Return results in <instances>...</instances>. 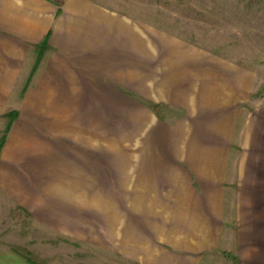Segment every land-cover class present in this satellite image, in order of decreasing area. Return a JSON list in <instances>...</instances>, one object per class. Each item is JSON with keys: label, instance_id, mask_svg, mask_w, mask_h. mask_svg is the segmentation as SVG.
<instances>
[{"label": "crops", "instance_id": "crops-1", "mask_svg": "<svg viewBox=\"0 0 264 264\" xmlns=\"http://www.w3.org/2000/svg\"><path fill=\"white\" fill-rule=\"evenodd\" d=\"M128 2L0 0V191L131 264H264L253 72Z\"/></svg>", "mask_w": 264, "mask_h": 264}, {"label": "rangeland", "instance_id": "rangeland-1", "mask_svg": "<svg viewBox=\"0 0 264 264\" xmlns=\"http://www.w3.org/2000/svg\"><path fill=\"white\" fill-rule=\"evenodd\" d=\"M128 5L154 24L249 69L254 76L251 102L264 106V0H131ZM9 124L0 118V148ZM0 245L35 264H131L42 227L2 191ZM232 260L220 252L207 264H235Z\"/></svg>", "mask_w": 264, "mask_h": 264}, {"label": "bare ground", "instance_id": "bare-ground-1", "mask_svg": "<svg viewBox=\"0 0 264 264\" xmlns=\"http://www.w3.org/2000/svg\"><path fill=\"white\" fill-rule=\"evenodd\" d=\"M187 131V130H186ZM211 149V148H210ZM216 161V160H215Z\"/></svg>", "mask_w": 264, "mask_h": 264}, {"label": "trees", "instance_id": "trees-1", "mask_svg": "<svg viewBox=\"0 0 264 264\" xmlns=\"http://www.w3.org/2000/svg\"><path fill=\"white\" fill-rule=\"evenodd\" d=\"M28 259V258H27ZM33 263V262H32ZM35 264V263H34Z\"/></svg>", "mask_w": 264, "mask_h": 264}]
</instances>
